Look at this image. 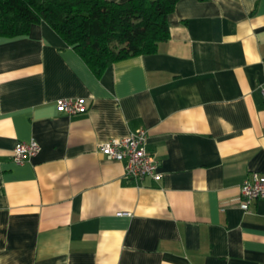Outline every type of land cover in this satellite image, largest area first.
<instances>
[{"label": "crops", "instance_id": "1", "mask_svg": "<svg viewBox=\"0 0 264 264\" xmlns=\"http://www.w3.org/2000/svg\"><path fill=\"white\" fill-rule=\"evenodd\" d=\"M167 24L99 72L44 20L0 40V264H264V199L239 205L264 173V0H177ZM141 128L159 180L97 150Z\"/></svg>", "mask_w": 264, "mask_h": 264}, {"label": "trees", "instance_id": "2", "mask_svg": "<svg viewBox=\"0 0 264 264\" xmlns=\"http://www.w3.org/2000/svg\"><path fill=\"white\" fill-rule=\"evenodd\" d=\"M177 0H0V40L49 23L96 72L108 63L156 51L169 37Z\"/></svg>", "mask_w": 264, "mask_h": 264}, {"label": "built area", "instance_id": "3", "mask_svg": "<svg viewBox=\"0 0 264 264\" xmlns=\"http://www.w3.org/2000/svg\"><path fill=\"white\" fill-rule=\"evenodd\" d=\"M264 97V78L261 84ZM58 110L68 114H77L86 110L85 101L81 98H59L56 100ZM40 150L38 142H18L13 148L12 159L15 163H22L37 154ZM97 150L106 158L123 162L124 176L138 182L146 177L159 180L162 173L157 160L146 148V130L137 129L127 136L110 138L101 142ZM239 205L246 213L253 200L264 199V173L251 172L239 186Z\"/></svg>", "mask_w": 264, "mask_h": 264}]
</instances>
